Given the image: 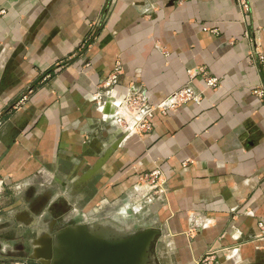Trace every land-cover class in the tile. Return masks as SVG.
<instances>
[{
	"label": "crops",
	"instance_id": "obj_1",
	"mask_svg": "<svg viewBox=\"0 0 264 264\" xmlns=\"http://www.w3.org/2000/svg\"><path fill=\"white\" fill-rule=\"evenodd\" d=\"M256 52L264 0H0V210L20 216L14 238L36 228L35 249L50 240L34 217L60 189L122 232L161 231V264H264ZM188 86L201 100L156 114L149 130L115 117L127 89L156 104Z\"/></svg>",
	"mask_w": 264,
	"mask_h": 264
},
{
	"label": "water",
	"instance_id": "obj_2",
	"mask_svg": "<svg viewBox=\"0 0 264 264\" xmlns=\"http://www.w3.org/2000/svg\"><path fill=\"white\" fill-rule=\"evenodd\" d=\"M90 227L78 224L59 229L36 258L41 264H46L44 260L48 264H152L154 248L162 236L161 231L146 228L111 237L92 232Z\"/></svg>",
	"mask_w": 264,
	"mask_h": 264
},
{
	"label": "rangeland",
	"instance_id": "obj_3",
	"mask_svg": "<svg viewBox=\"0 0 264 264\" xmlns=\"http://www.w3.org/2000/svg\"><path fill=\"white\" fill-rule=\"evenodd\" d=\"M76 188V185H75ZM0 197L4 193V190H1ZM54 197L50 198V212L46 214V211H42L40 216H35L37 220L41 219L44 224H47L50 227V237L54 238L55 233L64 227L71 226V225H78V224H88L93 226L94 224H101L105 226H111L116 230L121 231L122 226L121 224L106 219V217H100V208H97L96 214L82 211L85 205V201H81L78 199L79 195L74 192L72 194H65L62 196V191L59 189L55 191ZM8 202L12 203L10 196H7ZM142 199L138 200V204H141ZM14 201V199H12ZM15 203V202H14ZM30 212V211H29ZM44 215L42 216V214ZM100 212V213H99ZM31 213V212H30ZM99 213V214H98ZM19 214L12 213L11 211H2L0 210V243L5 246V252L2 254L5 259H0V264H24L20 263L21 259H25L26 261L30 262L31 264H41L40 259L36 258L34 251L35 246L34 242L39 240L42 236L41 229L34 228L29 236L26 238H14V234L12 231V226L15 220L19 218ZM28 217V216H27ZM138 216H136L137 218ZM30 219V214H29ZM55 222V223H53ZM16 224V223H15ZM10 225V226H9ZM9 226V227H8ZM45 226V225H44ZM145 229V228H141ZM140 229V230H141ZM138 231V228H132L129 232L130 234L135 233ZM9 238H4L5 235H9ZM9 240V241H6ZM0 247L2 248V245ZM0 248V249H1ZM153 262L152 264H161L158 262L157 256L153 253Z\"/></svg>",
	"mask_w": 264,
	"mask_h": 264
},
{
	"label": "built area",
	"instance_id": "obj_4",
	"mask_svg": "<svg viewBox=\"0 0 264 264\" xmlns=\"http://www.w3.org/2000/svg\"><path fill=\"white\" fill-rule=\"evenodd\" d=\"M256 54L258 55L260 62L264 64V56L260 52H256ZM199 73L206 76L205 81L208 88H218L220 84L219 79L207 77L204 70L199 71ZM117 85L118 74L114 73L105 82L104 88L108 90L107 93H112L114 89H116ZM255 95L259 98H264V85L255 90ZM201 96L202 94L200 92L196 91L193 87L188 86L172 94L167 99L154 104L150 102V98L146 92L127 89L123 98L120 99V103L115 111V117L119 122L123 123L125 125V129L131 133L149 130L156 114H164L167 111L188 102L198 103L201 100ZM160 177H163V173L159 169H156L146 178H148L151 184L154 185L156 178ZM258 226L262 230L264 236V222L260 221Z\"/></svg>",
	"mask_w": 264,
	"mask_h": 264
},
{
	"label": "bare ground",
	"instance_id": "obj_5",
	"mask_svg": "<svg viewBox=\"0 0 264 264\" xmlns=\"http://www.w3.org/2000/svg\"><path fill=\"white\" fill-rule=\"evenodd\" d=\"M90 228H91L92 232H97V233H100L102 235H108L111 237H117V236H122V235L127 234L125 232L116 230L115 228H113L111 226H105V225H101V224H94Z\"/></svg>",
	"mask_w": 264,
	"mask_h": 264
},
{
	"label": "flooded vegetation",
	"instance_id": "obj_6",
	"mask_svg": "<svg viewBox=\"0 0 264 264\" xmlns=\"http://www.w3.org/2000/svg\"><path fill=\"white\" fill-rule=\"evenodd\" d=\"M54 223V222H53ZM48 238L44 237L41 241H39L37 244L39 245L38 248L35 249L34 251V254L35 256H39L40 255V250H43L45 251L46 248H48V244H49V239L47 240ZM48 241V242H47ZM44 262L46 264H48V261L44 260Z\"/></svg>",
	"mask_w": 264,
	"mask_h": 264
}]
</instances>
